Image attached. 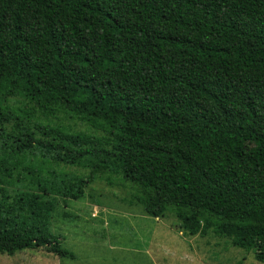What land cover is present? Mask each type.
Here are the masks:
<instances>
[{"label":"trees","instance_id":"trees-1","mask_svg":"<svg viewBox=\"0 0 264 264\" xmlns=\"http://www.w3.org/2000/svg\"><path fill=\"white\" fill-rule=\"evenodd\" d=\"M12 98L109 140L32 126ZM13 121L9 147L38 194L0 190V254L75 260L46 197L79 200L110 170L149 217L170 210L184 233L213 231L264 263V0H0V126ZM13 169L0 165V183Z\"/></svg>","mask_w":264,"mask_h":264},{"label":"rangeland","instance_id":"rangeland-1","mask_svg":"<svg viewBox=\"0 0 264 264\" xmlns=\"http://www.w3.org/2000/svg\"><path fill=\"white\" fill-rule=\"evenodd\" d=\"M9 105L15 110L32 111L35 119L23 117L33 126L51 125L60 134L81 132L101 143L108 142V134L101 128L60 112H46L22 98H12ZM15 122L0 126V165L13 169L12 176L2 175L0 190L12 203L19 192L38 194L37 187L26 172L18 167L8 138L14 132ZM41 137V134L37 135ZM6 144V145H5ZM32 156L28 157L30 162ZM23 161L26 158H21ZM40 159V158H39ZM63 176L87 178V164L66 166L50 163ZM138 187L121 175L101 171L90 183L79 200L61 196H47L56 200V212L50 216V229L65 238L64 247L75 255V260L61 259L45 249L27 250L14 256L0 254V264H264L256 260V251L232 246L231 239L213 231L202 237L191 236L181 230V221L170 210L159 218L149 217L138 202ZM4 200L0 191V201ZM158 248H164L159 251ZM169 250V253L168 251ZM168 255V257H166ZM179 262V263H176Z\"/></svg>","mask_w":264,"mask_h":264},{"label":"crops","instance_id":"crops-1","mask_svg":"<svg viewBox=\"0 0 264 264\" xmlns=\"http://www.w3.org/2000/svg\"><path fill=\"white\" fill-rule=\"evenodd\" d=\"M158 250H159V251H164V248H161V250H160V248H158ZM167 251H168V253H169V250H167ZM166 257H168V255H167ZM166 261H167V260H165V261H159V262L165 264ZM176 263H179V262H176ZM193 263L196 264V261H194Z\"/></svg>","mask_w":264,"mask_h":264}]
</instances>
